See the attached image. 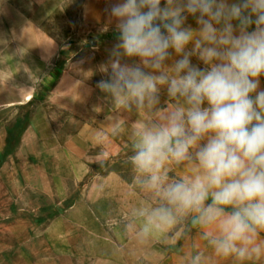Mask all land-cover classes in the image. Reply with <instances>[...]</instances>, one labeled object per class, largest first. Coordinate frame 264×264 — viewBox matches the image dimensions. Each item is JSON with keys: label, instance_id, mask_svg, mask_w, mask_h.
I'll list each match as a JSON object with an SVG mask.
<instances>
[{"label": "rangeland", "instance_id": "374dc122", "mask_svg": "<svg viewBox=\"0 0 264 264\" xmlns=\"http://www.w3.org/2000/svg\"><path fill=\"white\" fill-rule=\"evenodd\" d=\"M122 2L0 0V264H264V255L217 254L205 236L216 230L195 213L144 233L140 211L166 202L138 181L133 132L183 101L161 86L157 104L129 110L97 87L111 75L120 42L111 7ZM185 15L183 26L197 31ZM169 52L170 67L181 56ZM120 62L143 67L139 57ZM195 167L166 163V182ZM255 242L264 245V231Z\"/></svg>", "mask_w": 264, "mask_h": 264}, {"label": "clouds", "instance_id": "9594fccd", "mask_svg": "<svg viewBox=\"0 0 264 264\" xmlns=\"http://www.w3.org/2000/svg\"><path fill=\"white\" fill-rule=\"evenodd\" d=\"M161 4L124 0L111 7L120 42L111 54L110 78L97 84L129 110L157 104L161 86L183 101L162 113L159 122L139 124L133 132L129 160L138 181L166 202L140 211L146 217L143 231L163 229L178 215L195 213L196 223L216 230L205 236H212L217 254L259 257L264 255V245L255 242L264 231V90H259L264 0ZM185 13L196 17L197 31L183 26ZM169 49L181 56L170 67L165 65ZM122 56L139 57L143 67L122 64ZM192 56L206 67L194 66ZM193 159L192 177L166 182V163Z\"/></svg>", "mask_w": 264, "mask_h": 264}]
</instances>
